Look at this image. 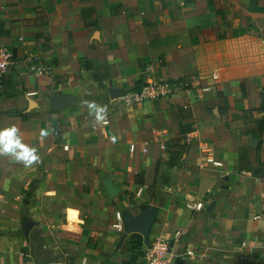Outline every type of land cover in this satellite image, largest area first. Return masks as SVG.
Segmentation results:
<instances>
[{
  "label": "crops",
  "instance_id": "1",
  "mask_svg": "<svg viewBox=\"0 0 264 264\" xmlns=\"http://www.w3.org/2000/svg\"><path fill=\"white\" fill-rule=\"evenodd\" d=\"M2 47L15 65L0 75V147L7 140L13 148L0 152V264H142L143 236L123 240L111 226L116 212L139 216L146 206L158 208L150 240H171L176 255L194 252L176 262L264 264V222L253 220L264 204V113L255 111L264 0H0ZM81 60L113 66L115 75L100 84ZM34 64L52 77H34ZM151 81L186 87L122 104ZM208 85L210 93L193 89ZM48 94L77 103L53 112ZM181 127L192 129L190 142L171 169L163 146ZM242 150L250 172L240 170ZM17 153L37 159L26 164ZM209 155L222 167L207 165ZM140 174L144 185L135 183ZM107 176L120 190L113 199ZM189 200L204 210L187 209Z\"/></svg>",
  "mask_w": 264,
  "mask_h": 264
},
{
  "label": "built area",
  "instance_id": "2",
  "mask_svg": "<svg viewBox=\"0 0 264 264\" xmlns=\"http://www.w3.org/2000/svg\"><path fill=\"white\" fill-rule=\"evenodd\" d=\"M15 65L14 55L8 49L2 47L0 48V75L6 74L11 67ZM32 75L34 77H52L51 69L46 65H33L31 68ZM213 80L217 79V75H212ZM193 88V87H192ZM194 90H198L200 94L210 93L215 89L214 86L208 85L204 87H194ZM174 93V87L171 83L164 81H151L146 83L140 90L135 92H128L121 96L122 104L126 107H133L135 105L144 104L146 102L154 100H164L168 99ZM103 125H107L108 122L104 121ZM186 143L190 142V134L186 137ZM146 145V144H145ZM147 146V145H146ZM144 147L143 152H147V147ZM165 148V146H163ZM136 149L135 145H131L130 150L134 151ZM202 150L210 151L207 146H202ZM206 163L209 166L215 168H221L222 163L215 160L212 155L206 158ZM262 189L264 190V178L260 180ZM143 192L142 188H139L136 195L141 196ZM186 208L193 212H201L204 210L205 205L201 201H187ZM254 221L264 222V204L259 213L253 216ZM111 229L117 233L124 232L123 224V213L116 212L115 219L111 226ZM181 231L176 232V238L180 237ZM171 240L167 238L158 237L149 241L148 246L145 247L143 252L142 264H175L178 259H183L186 257L194 256L193 251H185L180 255H176L171 251ZM82 264H88L83 261Z\"/></svg>",
  "mask_w": 264,
  "mask_h": 264
},
{
  "label": "water",
  "instance_id": "3",
  "mask_svg": "<svg viewBox=\"0 0 264 264\" xmlns=\"http://www.w3.org/2000/svg\"><path fill=\"white\" fill-rule=\"evenodd\" d=\"M110 94L113 98H115L119 96L120 92L118 90L111 89ZM47 97L51 101L53 112H59L64 108H66L67 106L77 103V99L71 95L48 94ZM51 122L55 128V131L58 132L59 130H58L57 121L51 120ZM257 142H258L257 139H253L251 141L252 149L254 150L256 149ZM103 185L106 189L109 199H113L116 196H118V194H120V190L113 183L111 176H107L105 178V180L103 181ZM215 204L216 202H213L209 206H207L206 212L211 214L213 208L215 207ZM157 213H158V208L156 206L150 207L148 210H146L145 212H143V214L139 216H133L129 212L123 213V224H124L123 240L128 235L139 233L144 238L145 246H148L151 230L154 224L156 223ZM32 227H33V223H28L25 226V230L29 232Z\"/></svg>",
  "mask_w": 264,
  "mask_h": 264
},
{
  "label": "trees",
  "instance_id": "4",
  "mask_svg": "<svg viewBox=\"0 0 264 264\" xmlns=\"http://www.w3.org/2000/svg\"><path fill=\"white\" fill-rule=\"evenodd\" d=\"M80 64H81V68L85 71H90L92 73L93 80L100 84L101 82L108 80L112 76V73L115 75V72H116V69L113 66H110L106 63H95L89 60H81ZM143 86L144 84L137 83L136 85L137 89L130 91V92L138 91ZM255 111L264 113V87L260 94L259 108H257ZM257 125H258V131H259V133L257 134L258 135L263 134L264 133V117L261 118V120H258ZM180 131L181 132L179 136L168 141L165 146V151L168 156V167L171 169L180 168L182 155L185 153L187 149V146L185 144L186 137L189 133H191L192 129L181 127ZM247 163H248L247 153L242 150L241 157H240V166H239L241 171H247V172L251 171V167L246 166ZM135 183L137 185H144L145 184L144 175L143 174L137 175L135 178ZM149 208L150 206H146L145 209L148 210ZM175 264H182V263L176 262Z\"/></svg>",
  "mask_w": 264,
  "mask_h": 264
},
{
  "label": "clouds",
  "instance_id": "5",
  "mask_svg": "<svg viewBox=\"0 0 264 264\" xmlns=\"http://www.w3.org/2000/svg\"><path fill=\"white\" fill-rule=\"evenodd\" d=\"M90 107H95V106L90 105ZM102 112H103V109H97L96 110V114H97L98 119H102V115H101ZM17 143H18V141H17ZM12 151H13V148L10 147V141L5 140L3 142V146L0 147V152L9 153ZM17 159H24L26 164H28V163H31L33 160L37 159V157L35 155H31L30 157H25V156H22L21 154L17 153Z\"/></svg>",
  "mask_w": 264,
  "mask_h": 264
},
{
  "label": "rangeland",
  "instance_id": "6",
  "mask_svg": "<svg viewBox=\"0 0 264 264\" xmlns=\"http://www.w3.org/2000/svg\"><path fill=\"white\" fill-rule=\"evenodd\" d=\"M180 84V83H179ZM181 87H186V85L185 84H182V85H178V84H176V85H174V91L176 92V91H179V89L181 88ZM250 156V154L247 152V157H249Z\"/></svg>",
  "mask_w": 264,
  "mask_h": 264
},
{
  "label": "snow or ice",
  "instance_id": "7",
  "mask_svg": "<svg viewBox=\"0 0 264 264\" xmlns=\"http://www.w3.org/2000/svg\"><path fill=\"white\" fill-rule=\"evenodd\" d=\"M4 135L7 136V135H9V133H5Z\"/></svg>",
  "mask_w": 264,
  "mask_h": 264
}]
</instances>
